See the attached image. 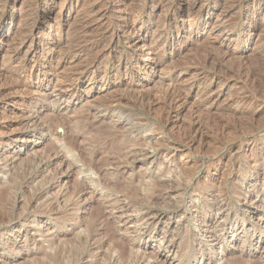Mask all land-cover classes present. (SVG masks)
Segmentation results:
<instances>
[{"label":"rangeland","instance_id":"374dc122","mask_svg":"<svg viewBox=\"0 0 264 264\" xmlns=\"http://www.w3.org/2000/svg\"><path fill=\"white\" fill-rule=\"evenodd\" d=\"M102 1L0 0V264H264V0H108L101 17ZM177 4L210 22L176 35ZM130 7L147 12L138 40L116 28L91 50L87 12ZM39 27L50 37L33 44L55 57L38 73L26 39ZM144 44L160 63L147 77ZM48 83L29 108L12 103Z\"/></svg>","mask_w":264,"mask_h":264},{"label":"bare ground","instance_id":"6f19581e","mask_svg":"<svg viewBox=\"0 0 264 264\" xmlns=\"http://www.w3.org/2000/svg\"><path fill=\"white\" fill-rule=\"evenodd\" d=\"M155 1H164V0H155ZM261 1V0H260ZM262 2V1H261ZM108 4V0H103L101 2V6L99 9L101 17H103L106 13L110 12V9L107 6ZM121 5V4H120ZM170 5V3H169ZM229 5V4H228ZM233 5V4H232ZM231 6V5H230ZM233 7V6H232ZM52 6H48L49 11H51ZM177 10L180 11V15L179 16V23L177 24V33L176 35L180 32L185 30L186 28L189 29V31H196L201 25H207L209 19L211 18L212 14L211 12L205 10V14L203 16V11L202 9H197L195 8V4L190 5V7L188 9H184V7L182 6V4L176 6ZM199 8V7H198ZM201 8V7H200ZM122 9V8H121ZM168 9V7H167ZM228 9V8H227ZM114 11V19L113 20H109V19H105V21L100 20V18L95 19L93 18L94 14L92 13L93 10H90V12H87L86 17L81 21L80 23V27L79 30L82 32V35H86V31L87 29H95V31H101L99 38L94 40V42L90 45V49L91 50H95L98 49L99 47H101L102 45H104L105 43H107V35L110 32V41L107 43V46L109 47H113V37L115 36L117 38L118 35H120L119 33L112 31V29H121L122 31V35L124 36V34L127 36V40H130L131 37L133 38L132 40H138V37H134L137 36V31L139 29V25H136L138 20H141L142 16H147V12H135L132 10V8H125L123 10H119V9H113ZM97 13V12H96ZM149 14V13H148ZM151 14V13H150ZM149 14V16H150ZM150 18V17H149ZM39 19V18H38ZM43 21L46 20V16H44ZM151 19V18H150ZM120 20H123L125 27L124 28H120ZM206 22V24H204L203 22ZM210 22V21H209ZM50 29V28H49ZM45 30V27H39L37 29H35L34 31H32L29 35V37L26 39V42L28 43V47H27V51H31L33 54L32 58L28 59V61L26 62V64L28 66H31V68H35V71L37 70L38 73L42 71L43 68H50V70H52V63L54 60V54L53 52L50 50V48L47 49H43L41 47V49L39 50V48L33 44V40L40 37V35L44 34L46 37H50V32L51 30ZM116 29V31H117ZM84 30V31H83ZM205 30V29H204ZM53 32V31H52ZM1 33V32H0ZM1 36V35H0ZM167 36V35H166ZM190 36V35H189ZM177 37V36H176ZM164 38V37H163ZM174 42H176V38L173 35H170L169 38L166 37L165 39V45L166 44H170V45H174ZM40 43V42H39ZM177 43V42H176ZM182 43V41H181ZM181 45V44H180ZM179 45V46H180ZM58 46V45H57ZM175 46V45H174ZM110 49V48H109ZM175 49V48H174ZM173 49V50H174ZM53 50V49H52ZM179 50V49H178ZM178 52H171L169 57H174ZM180 53V51H179ZM97 58L93 59L90 63H88L87 68H85L79 75L82 78V74L87 71L90 72L91 75L94 74L96 68L98 67L99 63L101 62L102 59L105 58V54H97ZM157 56V52L151 48V46H147L146 44H144L143 46H141V48L137 51V54L135 55V65L137 66V68H140L141 70H143L144 75H146L145 77L148 76V73L146 72L147 69L150 70H154L156 71V69L160 66V63H158V61H156V57ZM29 58V57H28ZM4 74L0 72V81L3 79ZM80 83V82H79ZM81 84H78V81L72 82L71 84H69L67 87H65V89L63 90H58L59 92V96L65 97V93L66 92H75L78 90V88L80 87ZM108 85L109 82L107 80L103 81V85L102 88L108 89ZM24 87L23 83L21 81H19L18 83H16L14 85V89H19L21 90V87ZM50 87V84H46L45 86L40 87L39 89L35 90L34 93L30 92V94H32V96H30L27 101H23V99H14L12 103H16L18 105H24V107L29 108L32 103L41 95H43L45 98L47 95V91ZM3 89L0 88V100L3 99L4 97L2 96L3 93ZM37 97V98H36ZM44 98V99H45ZM11 101V100H10ZM184 101H182V103L178 106L177 110L173 113H175V117H177L179 115V113L181 112L182 107L184 106ZM15 104V105H16ZM12 106V105H11ZM175 108V107H174ZM31 116H27L26 118H23L22 121H31ZM27 123V122H26ZM52 125V124H51ZM51 125H40L42 128H46L47 130H51L52 127H50ZM21 135V134H20ZM29 135L28 132H24L23 133V137L26 138ZM4 142V141H3ZM5 143V142H4ZM5 145V144H4ZM8 145V144H6ZM2 146V145H1ZM240 178H235V182L234 185L237 184V182L239 181ZM213 185V184H212ZM244 185V182H242V186ZM204 186V185H203ZM206 186V184H205ZM216 186V185H215ZM218 187V186H217ZM231 188V187H230ZM233 188V187H232ZM232 188L230 189V192L232 190ZM237 188V185L235 186V189ZM219 189V188H218ZM234 189V190H235ZM233 190V191H234ZM237 192H241V190L238 191V189H236ZM236 193V192H235ZM238 195V194H236ZM246 196V195H245ZM239 197V196H238ZM243 198V197H242ZM246 200V199H245ZM248 200V199H247ZM206 202V201H205ZM208 203V202H207ZM206 203V204H207ZM217 203V202H216ZM246 203V202H245ZM208 205V204H207ZM206 205V206H207ZM212 207V206H211ZM217 209L219 210L222 206L220 203L217 204ZM196 209V208H195ZM194 209V210H195ZM201 209V208H200ZM204 209V208H203ZM238 210V209H237ZM196 211V210H195ZM242 211V210H241ZM240 211V212H241ZM242 214V213H241ZM70 215V214H69ZM69 215L66 214L65 215V220H70L69 219ZM202 219V218H201ZM146 221V220H145ZM150 223V222H149ZM201 224L203 226L206 225V222L204 220H201ZM145 225H152V224H146ZM188 225V224H187ZM186 225V226H187ZM189 226V225H188ZM187 226V227H188ZM216 226V225H215ZM221 226V225H220ZM211 227V225H210ZM219 227V226H218ZM224 228V227H223ZM222 228V229H223ZM214 229V227H213ZM212 227L208 228V230L206 231L207 234L212 237L211 239H213L214 237H216L215 231L217 230V226H216V230L213 231ZM221 229V228H220ZM106 230L108 232V240L107 241H112L115 239V241H118L119 243V248L122 249L123 245L125 244V240L121 237V235L119 234L118 230H112L111 226L109 224H107L106 226ZM219 238V236H218ZM190 245V244H189ZM187 247V246H186ZM186 249V248H185ZM185 253V252H184ZM186 254V253H185ZM169 263V262H168Z\"/></svg>","mask_w":264,"mask_h":264}]
</instances>
